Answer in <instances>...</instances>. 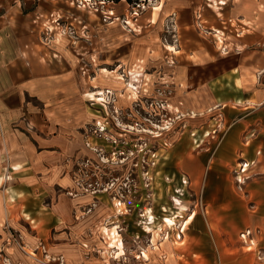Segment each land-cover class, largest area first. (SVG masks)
I'll use <instances>...</instances> for the list:
<instances>
[{
	"label": "rangeland",
	"instance_id": "obj_1",
	"mask_svg": "<svg viewBox=\"0 0 264 264\" xmlns=\"http://www.w3.org/2000/svg\"><path fill=\"white\" fill-rule=\"evenodd\" d=\"M144 1L116 4L99 0H0L1 88L6 92L12 89L18 71L14 67L18 63L20 76H27L28 68L33 66L35 77L46 82L45 86L58 94L63 91L67 105L64 122L78 129L84 145L70 171L79 190L98 196L95 218H99L96 225L103 224L102 231L99 234V228L95 227L84 230L80 236L84 240L80 244L82 249L89 251V257L94 254L95 262L264 264V250H260L264 246L260 244L256 251L247 252L249 244L237 229L242 211L239 198L247 199L246 195L253 192L264 199V170L255 168L258 164L246 167L249 157L243 156L242 143L246 144L249 136L241 138L236 158L227 154L224 160V181L220 183H224V204L230 203L229 207L224 206V216L230 213V220H224V228L217 230L224 237L223 244L215 242L218 236L206 225L204 189L190 191L188 185H183L182 168L189 155L204 158L215 149L211 141L217 139L210 138L220 135L223 120L224 137L232 124L244 121L251 120V127L257 124L264 129V100L252 106L242 101L234 85L220 81L214 84L219 96L208 101L204 100L210 93L208 84L183 87L179 76L192 73L191 77L203 79L218 72L219 69L210 68L222 55V51L216 52L218 41L212 35L205 38L195 31L183 40L184 31L189 29L184 27L183 31L178 26L173 10L176 1ZM161 3V10L155 13L152 9ZM110 11L115 18L109 15ZM117 18L120 21L111 25ZM195 26L190 24L192 28ZM222 31L226 45L239 34L225 27ZM185 43L188 47L199 44L208 49L211 59L207 67L205 60L190 56L188 48L179 58L166 50L170 45L183 49ZM248 49L253 51L248 58L251 59L258 50L264 51V44ZM188 56L193 63L185 62ZM224 58L225 67L237 65L243 59L234 49L227 50ZM135 68L141 73L140 82L136 83L137 97L128 90ZM255 74L258 77L255 85L246 86L264 93V69ZM45 86L38 85L37 91ZM220 87L224 93L228 91V108ZM195 94L199 98L193 100ZM194 113L198 115L194 117ZM52 118L55 121V116ZM57 120L59 125L63 121ZM245 126L243 123V130ZM258 153L264 163V148L257 149ZM13 170L4 169V184L11 181ZM218 192L220 199L222 194ZM177 200L183 209L176 204ZM1 208L5 213L2 205ZM249 212L255 213L257 222L259 214L252 209ZM167 217L175 218L172 229L166 227ZM188 220L184 241H177L182 224ZM2 225L1 235L24 247L27 231L13 227L7 220ZM263 227L264 224L258 226ZM110 230L119 233L125 255L117 257L109 247ZM145 252L149 253L148 258H144ZM34 262L50 264L46 259ZM0 264L15 262L0 259Z\"/></svg>",
	"mask_w": 264,
	"mask_h": 264
},
{
	"label": "crops",
	"instance_id": "obj_2",
	"mask_svg": "<svg viewBox=\"0 0 264 264\" xmlns=\"http://www.w3.org/2000/svg\"><path fill=\"white\" fill-rule=\"evenodd\" d=\"M175 1L173 10L178 26L183 27V31L184 27L189 29L184 31L183 40L194 31L204 35L205 38L212 35L214 39L216 32H220L223 39L224 27L239 33L234 39L231 38L233 41H229V44L234 46L226 45L224 39L223 44L219 45V40L216 38L218 41L216 52L222 51L218 61L223 62L217 61L210 68L219 69L218 72L211 73L210 77L203 79L191 77L192 73L185 74L179 76L180 84L185 88L208 84L210 93L208 92L209 95L206 94L204 98L208 101L219 96L218 90H214V84L220 81L224 85H234L237 94L242 95V101H248L252 106L260 104L264 100V93L256 92L257 88H247L246 85L248 83L255 85L258 78L255 72L264 69L263 49L258 50L251 59H248L253 54L252 50L249 52V47L264 44V0H226L227 6L222 7L219 12L206 7L198 0ZM200 6L203 20L198 24L195 15L196 12L199 13ZM188 22L189 26H187ZM192 23L198 27H190ZM186 43H188L187 39ZM186 43L185 48L176 49V54L172 55L179 58L188 48V54L191 53L190 56L205 60L207 67L211 59L208 58L210 55L208 49H203L199 44H190L189 48ZM224 47H227V50L234 49L243 59L237 65L225 67L224 54L227 51L224 52ZM190 56L186 57L185 62L188 64L193 63ZM15 65L14 69L18 71L11 83V90L4 91L0 79V250L5 249V252L0 251V259L15 264H38L34 261L45 259L50 264L55 262L99 264L98 261L93 260L94 254L89 257L87 254L89 251H84L80 245L84 241L80 239L84 230H92L96 227L99 228L100 234L103 224L96 225L99 220L98 217L95 218L99 206L96 201L97 194L83 193L79 190L70 171V166L79 157L78 150H83L84 145L83 138L78 135V129L64 122L67 121L63 119V116H67V105L63 101L65 95L63 91L58 94L57 91L51 90V87L45 86L46 82L38 80L35 77L36 73L32 71L33 66L32 69L28 68L30 71L28 75L22 77L21 66L18 63ZM194 66L196 67L195 64ZM38 85H44L45 88L39 87L40 90L37 91ZM220 88L223 90L228 108V91L224 93V88ZM197 98L199 97L195 94L193 100ZM226 104H222L224 109ZM233 110L235 113L238 112L237 109ZM222 114L224 116V112ZM197 115L194 113V117ZM53 116L56 118L55 121ZM57 118L63 120L60 125ZM243 123L247 125L245 130L242 127ZM243 123L232 124L224 137L223 120L220 135L210 138V140L217 139L215 142L211 141L215 144V149L209 152V155L205 154L204 158L189 155L182 165L183 185H188L190 191L204 189L203 196L207 204V208L204 209L206 225L218 236L215 242L219 244L225 243V240L218 235L217 230L221 226L224 228V220L228 222L230 220V213L224 216V206L229 207L230 203L227 201L224 204V183H220L221 180L224 181V160L227 154L236 158L241 138L249 136L250 139L246 144L242 143L245 149L243 156L249 157L246 161L247 167L249 168L250 163L258 164L255 168L264 170V163L260 162L259 153L256 154L257 149L264 148L262 134L264 129L257 124L251 127V120ZM7 167L14 168V172L10 173L11 181L4 184L2 176ZM218 191L222 194L220 199ZM212 192L218 193L213 195ZM246 197L248 198H239L242 211L237 229L242 231L243 240L245 239L244 241L249 244L247 252L251 253L259 248L258 245L264 246V230H262L264 227L258 228L259 225L264 224V199L257 197V193L253 192H249ZM1 205L5 213H2ZM250 207L259 214L257 222H255V213L249 212ZM196 219L194 218V221ZM6 220L13 227L27 231L24 247H18L7 240L5 235H1L4 234L2 222L5 223ZM260 250H264V247H260Z\"/></svg>",
	"mask_w": 264,
	"mask_h": 264
},
{
	"label": "bare ground",
	"instance_id": "obj_3",
	"mask_svg": "<svg viewBox=\"0 0 264 264\" xmlns=\"http://www.w3.org/2000/svg\"><path fill=\"white\" fill-rule=\"evenodd\" d=\"M206 2V7L212 9V10H215L216 12H219L222 10V7H225L227 6V2L226 0H204ZM203 1V2H204ZM162 8V3L157 5L156 7H154L152 10L157 13L158 11H160ZM262 8V7H261ZM109 15L112 16V18H115V13L113 11H110ZM195 20H197V23L200 24V21H202V8L200 6V9H199V13L196 12V15H195ZM120 21L118 18L115 20V22H113L111 25H115L116 22ZM156 21V20H155ZM155 21H153V23H155ZM130 25H133L131 22H129ZM217 35L216 38L219 40V45H222L223 44V39L220 35V32H216ZM231 46H234V45H231ZM235 47H237V45H235ZM241 48V47H240ZM166 50L171 53V54H174L176 53V48L173 47V46H167L166 47ZM227 51V47H224V52ZM227 54V53H225ZM140 78H141V73L139 71V69L135 68V70H133L131 72V83L128 84V90L130 93L134 94V96L137 97V94H138V87H136V83H139L140 82ZM133 98V97H132ZM131 98V99H132ZM248 165H246L247 167ZM242 182V181H241ZM177 205L180 206L181 209H183L181 207V204H180V201L177 200L176 201ZM120 205V204H118ZM193 219V218H192ZM166 223V227H168L169 229H172L173 227H175L176 225V222H175V218H168L166 219L165 221ZM189 223V220L186 221L185 223L182 224V227L181 229L183 228V230L180 232V236L178 235L177 236V241H184L183 238V234H185V231H186V227H187V224ZM3 227V226H1ZM109 233V232H108ZM109 235V239H110V245L109 247L114 249L115 250V255H117V257L121 256V255H125V250H124V243L123 241H121L120 239V235L117 231H114V230H110V233L108 234ZM175 247H176V241H175ZM84 247V245H83ZM89 248V246H88ZM109 249V248H108ZM149 252H152L151 250H149ZM107 252H103V255H106ZM148 258L149 257V253L148 252H145V255H144V258Z\"/></svg>",
	"mask_w": 264,
	"mask_h": 264
},
{
	"label": "trees",
	"instance_id": "obj_4",
	"mask_svg": "<svg viewBox=\"0 0 264 264\" xmlns=\"http://www.w3.org/2000/svg\"><path fill=\"white\" fill-rule=\"evenodd\" d=\"M99 1H104V2H113V3H120V2H122V1H126L127 3H129V4H139V3H141V1H143V0H99ZM146 2L148 1V0H145ZM144 1V2H145Z\"/></svg>",
	"mask_w": 264,
	"mask_h": 264
}]
</instances>
